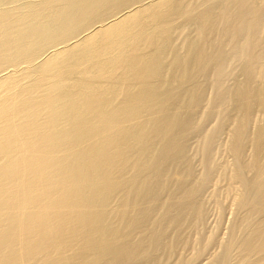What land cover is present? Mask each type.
Here are the masks:
<instances>
[{"label": "bare ground", "instance_id": "obj_1", "mask_svg": "<svg viewBox=\"0 0 264 264\" xmlns=\"http://www.w3.org/2000/svg\"><path fill=\"white\" fill-rule=\"evenodd\" d=\"M19 1L0 0V264H160L205 216L229 121L243 217L219 264H264V0Z\"/></svg>", "mask_w": 264, "mask_h": 264}, {"label": "rangeland", "instance_id": "obj_2", "mask_svg": "<svg viewBox=\"0 0 264 264\" xmlns=\"http://www.w3.org/2000/svg\"><path fill=\"white\" fill-rule=\"evenodd\" d=\"M27 1H29V0H25V1H19L20 3H18V4H20V6L21 5H23L24 3H26ZM17 5V4H16ZM18 6V5H17ZM192 29L193 28H190V30L187 32V34H185L186 36H188L189 34V36H193V34H194V30L192 31ZM185 35H181V36H179L178 38H181V39H177L178 41H177V44H181L183 41L182 40H184L185 38H184V36ZM264 36V35H263ZM182 41V42H181ZM51 46V48L52 49H54V50H52L51 51V48H49ZM48 48L49 49H46L47 50V52H46V50L44 51V53L43 54H41V55H44L43 57L41 56V55H39V56H41L40 57V59L41 58H43V59H39V56L36 58V62H34V65H33V67H36L38 64H40V63H38V62H43L47 57H49V55L51 56V54H53L54 53V51L56 50V47H52V45H50ZM262 46L264 47V43H262ZM59 47V46H58ZM262 48V47H261ZM261 51H263L262 49H261ZM50 52V53H49ZM47 53H49V54H47ZM261 54V56H263V58H264V52H261L260 53ZM263 54V55H262ZM47 56V57H46ZM262 59V58H261ZM237 62H239V61H237ZM262 62H264V59H262ZM37 64V65H36ZM235 64V62L233 63V65ZM237 64V66L238 67H240V65L238 64V63H236ZM264 64V63H263ZM20 65V64H19ZM22 65H23V67H25V68H23L22 67ZM32 65V64H31ZM36 65V66H35ZM26 66H27V64L25 63H21V66H20V68H19V70H16V69H18V68H16V66H14L15 67V70L18 72V71H22V70H24V69H26ZM236 66V68H234V66H233V68H234V71H232V68H231V71H232V78H229V77H227V78H229V79H227V80H225V86L227 85V87L229 88L230 86H233V85H235L234 83H237V81H235V80H237L238 79V81L240 80V77H241V74H240V71H238V70H240V68H238ZM9 68V70L13 73V72H16L15 70H13L12 68H10V66H8ZM28 67H31L32 68V66H28ZM232 67V66H231ZM7 68V67H6ZM7 69H5L4 70V72L3 71H1L0 73L3 75H8V74H5V73H7L8 72V70L6 71ZM6 71V72H5ZM239 73H238V72ZM3 72V73H2ZM9 73V72H8ZM235 74V76H234V74ZM1 74H0V76H1ZM10 74V73H9ZM240 75V77H238ZM237 77V78H236ZM234 78H235V80H234ZM230 79H233L235 82H233L232 80H230ZM229 80V81H228ZM231 81H232V83H231ZM213 91L212 90H210V89H208L207 90V97H209V98H211L213 95V93H212ZM209 93V94H208ZM205 106H207L206 105V103H204L203 104V106L201 107L202 109H201V112L199 113V115L200 114H202V112H204L206 109H207V107H205ZM204 110V111H203ZM232 113V114H231ZM262 114V113H261ZM258 115V116H260V118H261V120H260V118L258 117L257 118V122L256 123H258V122H260V123H262L263 121H262V119H264V114L263 115ZM230 116H233V110L232 111H230V114H229ZM262 116V117H261ZM213 118V117H212ZM216 118V120H214L213 121V119L211 120V118L210 119H208V121H206V124H204V128H203V131L204 132H206V131H210L211 129L213 130L214 129V127L217 125L216 124V122L219 120H217V117L215 116L214 117V119ZM213 122H215V123H213ZM230 123V124H229ZM229 123L228 122H225V124H223V127H222V129H221V131H220V133H219V135H218V140H217V144H216V148H215V150H214V156H213V160H215V164H217V166H216V171L214 172L215 174L214 175H212L213 177H211V180H208V184L206 183V186H204L205 188H203V190L201 191V193H200V198L201 199H199L201 202H202V205H203V207H204V214H205V216H204V220L202 219V222L200 223V225H198V227L197 228H194V227H191V226H186V228H187V230H186V228L184 227V226H182V228H183V234H180L182 237L184 236L185 237V239H187L185 242H186V244H188V246L187 245H184L185 243L183 242V243H181V241L177 244L178 245V247H176V250H174L175 248H173V251L174 252H172V251H170L168 254H169V256H168V254L167 255H165L163 252H162V250H164V248H160L159 250H158V252L159 253H155L154 254V256L156 255V256H158L159 258L163 255V257H161L162 258V260H161V262H162V264H175V263H179V264H219L220 262L219 261H221V259H222V255H224V251H226V249H227V244H229L230 243V241H231V235H233V231L234 230H232V228L231 227H234V226H236L237 225V222L236 221H238L239 222V220H240V218H242L243 217V213H242V211L240 210V207H238L239 206V204L238 203H235L234 202V198H235V194H238L239 192H241L240 190H241V188L239 187H235L236 189H239V191L236 193V189L234 188V190H233V187H231L230 185H232L231 183H229V180H228V178H227V176H226V174H225V170L226 169H229L230 170V168H232V166H233V163H235L234 161V156H233V154H232V152L230 151L231 149H230V145H231V138H232V132L233 131H231L232 129H231V127L232 126H234V125H232L233 124V122L232 121H229ZM254 124V126H252L251 128L253 129H255L257 126V124ZM208 124V125H207ZM218 124H219V122H218ZM206 125V126H205ZM212 126V127H209V126ZM225 126V127H224ZM229 126V127H228ZM217 128V127H216ZM224 128V129H223ZM226 128V129H225ZM210 129V130H209ZM251 129V131L252 132H254V129L252 130ZM211 130V131H212ZM233 130H234V128H233ZM230 133V134H229ZM226 134V135H225ZM230 136V137H229ZM193 137H194V139H193ZM193 137H191V139L189 140V151H188V153H189V156L192 158H190L191 160H192V164H194L193 165V168H194V179L195 180H197L195 183L196 184H198V183H200V181H201V177L203 176V170L205 169V168H203V164L201 163L202 161V159L200 158V156H201V154H199L200 153V150H201V138L199 139V137L200 136H198V135H194ZM228 138V139H227ZM220 140V141H219ZM191 141V142H190ZM198 141H200V143L198 142ZM194 142V143H193ZM219 143V144H218ZM227 143V144H226ZM229 143V144H228ZM227 146V147H226ZM227 148V150H225L226 148ZM228 148H229V150H228ZM194 149V150H193ZM198 150V151H197ZM247 152L248 153H246V157L247 158H249L250 157V155L249 154H251V152H250V150H247ZM250 152V153H249ZM196 154V155H195ZM198 155H199V157H198ZM197 158V159H196ZM216 158H217V161H216ZM224 159V160H223ZM195 162V163H194ZM219 164V165H218ZM201 167V168H200ZM230 167V168H229ZM200 168V169H199ZM226 168V169H225ZM223 169V170H222ZM204 173H205V171H204ZM249 177H250V175H249ZM227 178V179H226ZM212 179H213V181H212ZM226 179V180H225ZM228 185H227V184ZM221 187V188H220ZM232 188V189H231ZM226 190V191H225ZM232 190V191H231ZM214 191V192H213ZM229 192H230V194H229ZM233 193V194H232ZM233 196H232V195ZM229 196L230 197H232V198H229ZM216 199V200H215ZM230 199V200H229ZM221 201V202H220ZM229 203H228V202ZM231 201V202H230ZM232 201H233V203H232ZM236 201V200H235ZM237 202V201H236ZM204 204H205V206H204ZM235 204H236V206H235ZM231 205V206H230ZM232 207V208H231ZM237 208V209H236ZM238 210V211H237ZM240 210V211H239ZM238 212V213H237ZM240 212V213H239ZM241 214V215H240ZM208 216V217H207ZM240 216V217H239ZM244 218H245V216H244ZM239 219V220H238ZM242 220V219H241ZM240 220V221H241ZM234 222V223H233ZM234 224H236V225H234ZM201 226H202V228H201ZM201 229H200V228ZM178 227H176L175 229L174 228H171V230L172 229H174V230H172V231H170V230H168V234L170 233L171 234V236L172 235H174L175 233V235H177V234H179V229H177ZM199 232H198V231ZM175 231V232H174ZM182 231H180V232H182ZM197 231V232H196ZM223 231V232H222ZM173 232H174V234H173ZM194 233V234H193ZM202 233V234H201ZM230 235H229V234ZM169 234V235H170ZM185 234V235H184ZM186 235H187V238H186ZM198 236H200V237H198ZM209 236V237H208ZM211 236H212V238H211ZM194 237V238H193ZM230 237V238H229ZM181 239V238H180ZM211 239V240H210ZM190 240H191V242H190ZM207 240H210V242L208 241L207 242ZM229 242H228V241ZM207 242V243H206ZM209 243V244H208ZM211 243V244H210ZM189 244H191V245H189ZM207 244V245H206ZM221 244H223V245H221ZM176 245V246H177ZM183 245V246H182ZM193 245V246H192ZM204 245V246H203ZM190 246V247H189ZM204 247V248H203ZM178 248V249H177ZM201 248V249H200ZM225 249V250H224ZM186 250V251H185ZM236 250V248H234V249H232V251H233V253H231L230 255H231V258H230V260L232 259V263H231V261H229V263L228 264H237V262H236V260L237 261H239L238 259H240L241 258V253L239 252V251H237L236 250V252H234ZM197 251V252H196ZM231 251V252H232ZM161 252V253H160ZM203 252V253H202ZM222 252V253H221ZM224 252V253H223ZM240 254H239V253ZM214 253V254H213ZM159 254V255H158ZM220 254H221V256H220ZM238 254V256L237 257H234V256H236ZM153 256V257H154ZM198 256V257H197ZM166 257V258H165ZM221 257V258H220ZM165 258V259H164ZM197 258H198V260H197ZM236 258H238V259H236ZM165 260V261H164ZM185 261V262H184ZM194 261V262H193ZM161 262H159L160 264H161ZM164 262V263H163ZM171 262V263H170ZM212 262V263H211ZM214 262H216V263H214ZM238 264H239V262H238ZM242 264V263H241Z\"/></svg>", "mask_w": 264, "mask_h": 264}]
</instances>
